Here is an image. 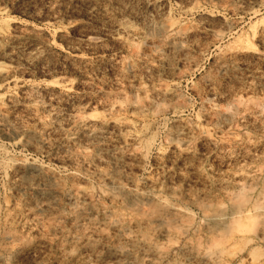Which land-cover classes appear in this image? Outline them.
<instances>
[{
  "label": "rangeland",
  "instance_id": "374dc122",
  "mask_svg": "<svg viewBox=\"0 0 264 264\" xmlns=\"http://www.w3.org/2000/svg\"><path fill=\"white\" fill-rule=\"evenodd\" d=\"M263 217L264 0H0V264H264Z\"/></svg>",
  "mask_w": 264,
  "mask_h": 264
},
{
  "label": "bare ground",
  "instance_id": "6f19581e",
  "mask_svg": "<svg viewBox=\"0 0 264 264\" xmlns=\"http://www.w3.org/2000/svg\"><path fill=\"white\" fill-rule=\"evenodd\" d=\"M101 1H105V0H101ZM158 93H159V92H158ZM170 96H171V95H170ZM77 119H78V118H77ZM104 121H105V120H104ZM83 127H84V126H83ZM122 127H123V126H122ZM137 130H138V129H137ZM32 165H33V164H32ZM237 173H238V172H237ZM233 178L236 179L234 176H233ZM240 179H241V178H240ZM232 198H233V197H232ZM244 204H245V203H244ZM236 205H237V204H236ZM255 206H257V205H255ZM236 207H238V206H236ZM236 207L233 208V209H236ZM239 207H241V206L239 205ZM242 207H243V205H242ZM257 207H258V206H257ZM259 208H260V207H259ZM259 208H255V209H259ZM237 209H238V208H237ZM240 209H241V208H240ZM247 209H248V208H247ZM241 210H242V209H241ZM251 210H252V209H251ZM173 211H175V209H174ZM243 211H244V210H243ZM235 212H236V211H235ZM250 212H251V211L249 210V214H250ZM177 213H178V212H176V214H177ZM216 213H217V212H216ZM232 213H233V212H232ZM242 213H243V212H242ZM242 213H241L240 210H239L238 212H236L235 215H237V214H242ZM244 213H248V211H247V212H244ZM258 213H259V212H258ZM258 213H257V214H258ZM260 213H261V212H260ZM226 214H227V213H226ZM228 214H230V213H228ZM261 214H262V213H261ZM244 215H245V214H244ZM250 215H251V214H250ZM253 215H254V214H253ZM253 215H252V216H253ZM259 215H260V214H259ZM239 216H240V215H239ZM255 216H257V215H255ZM262 216H263V215H262ZM209 217H210V216H209ZM213 217H214V216H213ZM213 217H212V218H213ZM226 217H228V216H226ZM226 217L224 218V217H222V216H219V215L217 216V215H216V217H214L213 220H215V221L218 222V223H221V224H222L221 226H223V225H226L229 221L231 222V220L227 221ZM233 217H234V216H233ZM253 217H254V216H253ZM210 218H211V217H210ZM263 218H264V217H263ZM208 219H209V218H208ZM246 219L249 220V221H253L252 218H248V217H246ZM254 219H255V218H254ZM257 219H258V218H257ZM233 220H234V219H233ZM237 220H238V219H237ZM255 220H256V219H255ZM257 221H258V220H257ZM209 222H210V221H209ZM230 222H229V224H230ZM243 222H244V221H243ZM255 222H256V221H254V223H255ZM235 223H236V222H235ZM245 223H246V222H245ZM247 223H248V222H247ZM247 223H246V224H247ZM261 223H262V222H261ZM212 224H214V223H212ZM229 224H228V225H229ZM232 224H233V223H231V226H232ZM251 224H252V223H251ZM262 224H263V223H262ZM241 225H242V224H241ZM241 225L238 224V225H237V226H238L237 228L242 227V229H243L244 227L241 226ZM252 225H253V224H252ZM255 225H256V224H255ZM257 225H258V224H257ZM218 226H219V225H218ZM234 227H235V226H234ZM234 227H233V228H234ZM250 227H251V226H250ZM252 227H253V226H252ZM257 227H258V226H257ZM228 228H229V227H228ZM235 228H236V227H235ZM237 228H236V229H237ZM253 228H254V227H253ZM263 228H264V227H263ZM263 228H262V229H263ZM247 229H248V227H247ZM249 229H251V228H249ZM259 229H260V228H259ZM251 230H252V229H251ZM239 231H241V230H239ZM244 231H246V230H244ZM254 231H255V230H254ZM256 231H257V230H256ZM258 231H259V230H258ZM262 231H263V230H262ZM262 231H261V232H262ZM242 232H243V231H242ZM261 232H260V233H261ZM247 233H248V231H247ZM247 233H245V234L247 235ZM250 233H251V232H250ZM258 233H259V232H258ZM262 234H263V233H262ZM256 235H257V234H256Z\"/></svg>",
  "mask_w": 264,
  "mask_h": 264
}]
</instances>
